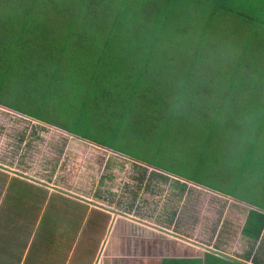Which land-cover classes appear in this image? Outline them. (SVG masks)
<instances>
[{
	"label": "trees",
	"instance_id": "16d2710c",
	"mask_svg": "<svg viewBox=\"0 0 264 264\" xmlns=\"http://www.w3.org/2000/svg\"><path fill=\"white\" fill-rule=\"evenodd\" d=\"M250 5L244 9L246 0H0V63L22 66L16 90L34 113L1 102L0 107L208 190L198 175L204 166L208 169L214 147L223 159L242 148L247 159L253 157L264 169V0ZM227 18L240 26L227 31L224 23H212ZM238 31L244 32L243 47L234 52L232 42L233 56L224 52L216 57L224 70L216 74L214 90L212 75L203 70L211 60L197 56L203 49L210 53L207 39L215 33L229 40ZM246 68L255 69L253 83L240 77ZM7 77L0 78V87L10 83ZM221 78L229 82L219 86ZM209 94H216V100L198 105ZM44 112L67 118L66 124L70 118L94 124L103 138L77 134L43 118ZM121 141L134 150L154 147L157 159L173 150L186 161L190 153L184 146L193 142L198 148L191 151L198 157L194 162L202 166L193 172L197 178H185L135 157ZM147 179L143 170L139 181ZM15 194L12 204L28 196ZM263 227L264 215L252 213L244 234L258 238ZM0 244L5 247L6 241Z\"/></svg>",
	"mask_w": 264,
	"mask_h": 264
},
{
	"label": "rangeland",
	"instance_id": "374dc122",
	"mask_svg": "<svg viewBox=\"0 0 264 264\" xmlns=\"http://www.w3.org/2000/svg\"><path fill=\"white\" fill-rule=\"evenodd\" d=\"M246 1H248V6H245L244 9H250L252 7L250 4H254V0ZM212 23H224L227 25V31H233L240 26L239 22L229 18L226 20H212ZM226 35L228 33L224 34V36ZM240 35H244V32L238 31L234 37L225 40L227 38L216 37L215 33L207 39L210 40V53L208 50L203 49L204 51L197 56L200 61L204 60L205 56L211 60L209 61V68L203 70L212 75L210 86H213L212 89L214 90L216 89V74L220 68L224 70V66L216 60V57L224 52L227 54L223 56L227 57L233 56L234 52L238 53L245 42L244 37ZM262 39L264 44V32ZM222 41L227 42L225 47L219 46ZM232 42L236 45L233 46L234 50L230 45ZM7 46L12 47L10 39ZM8 52H11V49ZM22 62L24 63V61ZM231 66L232 68L236 67V63H232ZM21 67L16 65L8 68L4 63H0V78L8 76L7 80L10 82L0 87V102L13 109L34 113L31 105L16 90L17 81H19L18 76L22 71ZM253 70L246 68V70L240 71V77L245 83H253L255 79V77H252L253 72L251 73ZM219 81V86L229 82L225 81V78H221ZM260 86L264 89V85ZM18 88L19 90L23 89L21 86ZM52 88V92H55L57 85H53ZM28 90L33 91L32 87H28ZM38 91L39 89H34L33 93ZM199 100H202L198 104L201 106L203 100H216V94L205 95ZM41 115L48 121L55 124L59 123L63 127L66 126L68 129L74 130L77 134L85 135L88 138H103L101 134L95 133L94 124L88 126L73 118H70L66 124L67 118L57 117V119H54L53 115L46 112ZM77 138H71L53 127L45 126L37 121L0 108V180H2V182L0 181V226H2L0 241H6L5 247L2 248L3 251L0 253V264H16L18 258L20 259V253L15 252L12 247L18 248L22 244L23 247L29 245L30 252L28 254L36 261V257L33 255L39 254V252H35L39 248L38 245L42 246L44 242L55 241L52 235L40 237L41 232L42 235L51 232L53 221L50 218H59L57 223H61V226H55L58 230L59 227H65L66 224H63L65 220L67 222L73 220L78 229H80L83 222L92 221L93 227L98 228L94 233L95 238L92 237V240L96 239L97 236L101 235L103 227L98 224H102V222H96L95 219L98 218H92L90 212L96 210V208L100 209L98 205L109 212H118L127 218L133 217L149 224L152 223L155 215L161 221H170L173 213L176 215L174 222L179 225L177 227L179 229L184 227L186 231L197 229V227H204L211 231L215 226L216 228L219 227L220 220L228 205L232 203H227L228 199L225 197L264 212V169L255 164L256 159L253 157L247 159V154L242 148H234L231 155L223 159L216 153L221 149L214 147L212 163H208V169L204 166V174L198 175L201 183L210 186L211 192H209L185 179L163 174L156 169L138 164L135 161L80 140L81 137ZM192 143L190 142L187 146H184V149L190 153L187 161L185 158L183 160L181 155L173 150L166 151L163 154V159H157L155 152H151V149H155L154 147L144 151L134 150L133 146L124 141H121L120 145L128 149V152H132L135 157L160 164L166 169L178 171L185 178H197V176H193V172L198 173L197 167L202 165L194 162L198 157L196 153L191 151H196L198 148L195 143ZM147 146L150 147L149 142ZM143 170L148 171L149 179L145 183L139 181ZM152 177L156 179L151 181L150 178ZM180 182L190 189L189 199L185 204L188 207L185 210L181 208L184 206V195H179L176 188H169L167 185H178ZM93 187L97 193L104 194L110 201L106 202L94 197L92 206L84 202V199L90 198L89 195L93 193ZM214 191L226 193L229 196L221 194L225 196L223 197ZM17 192L28 196H23L21 199L18 197L20 202L17 204L14 201L15 205L9 199L16 197L15 193ZM57 193L76 202H66L65 199L59 198ZM169 194L176 196L178 199L168 200L166 195ZM182 196L183 200L181 201ZM48 197H56L60 201L49 200ZM192 201H198L201 206L198 209L191 208ZM202 213H204V219L200 218ZM182 215L189 216L188 222L192 226L182 222ZM159 223L157 222V225ZM127 225L125 224L126 227ZM206 225L211 230L205 227ZM118 227L123 228L124 225L119 224ZM89 228L91 229V227ZM82 229L78 237V243L91 242L90 236L87 239V233L84 228ZM111 229L112 227L110 231ZM168 231L170 230L168 229ZM40 239L44 242L42 243Z\"/></svg>",
	"mask_w": 264,
	"mask_h": 264
},
{
	"label": "crops",
	"instance_id": "0c3cea01",
	"mask_svg": "<svg viewBox=\"0 0 264 264\" xmlns=\"http://www.w3.org/2000/svg\"><path fill=\"white\" fill-rule=\"evenodd\" d=\"M68 136L78 139L75 136ZM167 185L169 188H176L179 195H184V206L181 208L185 210L188 207L185 204L189 199V187H185L182 182L178 185ZM93 189V193L89 195L90 198L84 199V202L92 206L94 197L106 202L110 201L107 196L97 193L94 187ZM58 196L65 199L66 202H76L61 194ZM166 198L168 200L178 199L171 194L166 195ZM47 199L60 201L56 197H48ZM182 200L183 196L181 197ZM227 203L230 204L220 220L219 227L216 228L215 226L211 230L207 225L205 226L211 231L204 227H197L191 231H186L184 227L179 229L177 227L179 225L174 222L176 215L173 213L170 221H161L155 215L152 223L149 224L133 217L127 218L118 212H109L97 204L100 209L96 208L90 212L92 218H98L95 219L96 222H102V224H98L103 227L101 235L97 236L96 239L92 240V237L95 238L94 233L98 228L93 227L92 221L83 222L78 229L73 220L70 222L65 220L63 222L64 225L66 224L65 227H59L58 230L55 226H61V223H57L59 218H50L53 221L51 232L43 235L41 232L40 237L52 235L55 241L45 243L40 239L44 245H38L39 248L35 250V252H39L38 255H33L36 257V261L28 254L30 252L29 245L23 247L22 244L18 248L15 246L12 248L15 252L20 253V259L18 258L16 264H30V262L32 264L33 262L36 264H264V227L258 238L251 237L248 233L244 234L249 215L252 213L264 215V212L237 203L230 198ZM190 206L198 209L201 204L199 205L198 201H192ZM90 208L95 209L94 207ZM203 214H201V219H204ZM181 219L182 222L192 226L188 222V215H182ZM157 222H160L159 225ZM119 224H123L124 227L119 228ZM125 224H128L127 227ZM82 228L87 233V239L90 236L91 242L78 243ZM58 231L59 235L62 236L59 237ZM1 246L3 245L0 244V249L3 251Z\"/></svg>",
	"mask_w": 264,
	"mask_h": 264
},
{
	"label": "clouds",
	"instance_id": "9594fccd",
	"mask_svg": "<svg viewBox=\"0 0 264 264\" xmlns=\"http://www.w3.org/2000/svg\"><path fill=\"white\" fill-rule=\"evenodd\" d=\"M185 183V182H184ZM186 184H188V183H186ZM199 188H201V187H199ZM201 189H205V190H207V191H209V192H211L210 190H208V189H206V188H201ZM220 195V194H219ZM221 196H223V195H221ZM223 197H225V196H223ZM226 199H228V201H229V198L228 197H225ZM227 202V201H226Z\"/></svg>",
	"mask_w": 264,
	"mask_h": 264
}]
</instances>
